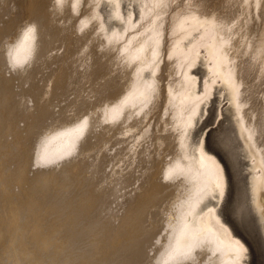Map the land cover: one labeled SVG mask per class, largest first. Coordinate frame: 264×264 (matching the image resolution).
Segmentation results:
<instances>
[{
	"label": "bare ground",
	"instance_id": "6f19581e",
	"mask_svg": "<svg viewBox=\"0 0 264 264\" xmlns=\"http://www.w3.org/2000/svg\"><path fill=\"white\" fill-rule=\"evenodd\" d=\"M127 1L0 0V264H247L192 132L219 88L264 220V0Z\"/></svg>",
	"mask_w": 264,
	"mask_h": 264
},
{
	"label": "rangeland",
	"instance_id": "374dc122",
	"mask_svg": "<svg viewBox=\"0 0 264 264\" xmlns=\"http://www.w3.org/2000/svg\"><path fill=\"white\" fill-rule=\"evenodd\" d=\"M123 12L134 9L138 16L140 7L136 1L131 4L121 0ZM102 13L109 27L120 24L116 17L108 14L110 6L102 5ZM192 70L203 81L207 67L204 61L195 64ZM202 111L193 132L192 139L198 140L201 133L205 135V145L222 161L226 173V193L220 207V212L234 232L238 234L248 246L247 264H264V220L255 208L250 192L251 169L247 148L237 130L234 109L226 98L215 90ZM222 116H217L218 110ZM204 130V131H203Z\"/></svg>",
	"mask_w": 264,
	"mask_h": 264
},
{
	"label": "clouds",
	"instance_id": "9594fccd",
	"mask_svg": "<svg viewBox=\"0 0 264 264\" xmlns=\"http://www.w3.org/2000/svg\"><path fill=\"white\" fill-rule=\"evenodd\" d=\"M56 3L59 4L60 0H56ZM36 31H37V25L35 22L27 24L25 29H24L25 35L30 37L33 41L36 38V36H35ZM9 63H10L11 68L13 69V71H15L17 68L23 67V64L19 61H16V60H10Z\"/></svg>",
	"mask_w": 264,
	"mask_h": 264
}]
</instances>
